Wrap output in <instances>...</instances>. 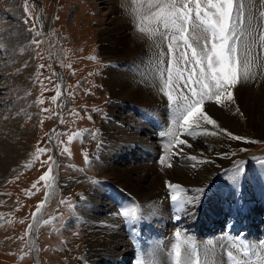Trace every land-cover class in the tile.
Listing matches in <instances>:
<instances>
[{"label":"rangeland","instance_id":"obj_1","mask_svg":"<svg viewBox=\"0 0 264 264\" xmlns=\"http://www.w3.org/2000/svg\"><path fill=\"white\" fill-rule=\"evenodd\" d=\"M135 2L142 12L148 0ZM108 4L110 0H27V4L26 0H0V264L89 262L83 221L90 215H107L98 213L106 209L101 200H90L89 189L100 181L96 149L111 100L104 73L109 55L101 49V39L117 14ZM213 104L206 102L204 107ZM168 115L172 117V111ZM208 135L205 141L211 142ZM241 135L246 143L225 153L231 159L229 167L244 172L264 168V134L243 131ZM229 167L214 179L212 190H229L233 183L229 172H234ZM168 200L170 226L182 228L192 217L184 213L175 221V206ZM227 200L234 202L233 196ZM252 200L260 202L256 196ZM261 211L264 214V208ZM233 217L235 212H229L221 221L228 224ZM263 224L261 216L255 229L260 231ZM209 225L197 229L200 238L208 234L213 224ZM263 240L260 235L256 242Z\"/></svg>","mask_w":264,"mask_h":264},{"label":"bare ground","instance_id":"obj_2","mask_svg":"<svg viewBox=\"0 0 264 264\" xmlns=\"http://www.w3.org/2000/svg\"><path fill=\"white\" fill-rule=\"evenodd\" d=\"M248 3L252 23L264 30V21L260 19L264 0H248ZM108 5L112 13L117 14V20L101 39V49L109 55L105 60L104 73L111 100L101 121L103 136L96 149L100 181L89 189L90 200H101L100 206L106 209H99L98 213L107 215L103 218L90 215L83 221L88 264H138L139 261L170 264L169 242L174 241L177 227L170 226V191L166 181L190 191L203 189L202 194L195 191L187 193L189 198L196 199L185 206L182 215L186 213L192 218L180 229L190 232L187 236L197 246L201 257H207L208 264H228L222 255L229 240H242L257 247L264 243V240L256 242L260 235L264 237V227L259 226L260 231L255 229L261 216L264 218L261 214L264 208V168L242 171L238 183H229V190H219V187L212 190L214 179L221 176L231 163L225 153L232 146L246 143L247 139L241 133L264 134V68L253 65L256 79H241L236 84L232 89L234 104L222 107L214 103L211 107H204L220 129H226L227 133L241 139H232L226 133L217 132L212 135L211 142L205 141V130L216 131L213 126L206 125L191 137L182 134L180 138L187 141L186 145L180 146L183 151L170 156L172 167L161 165L160 158L168 154L165 150L167 138H162L161 133L172 126V117L168 115L172 109L162 91L160 79V72L168 67L170 59L165 54L167 43L157 47L155 38L150 39L138 31L136 13L141 10L135 0H110ZM256 51L258 62H264V50L257 45ZM170 151L176 152V148ZM191 156H196L197 161L189 159ZM234 172H229V175ZM68 183L72 186L74 181ZM228 196H233L234 202L227 200ZM255 196L260 202L252 200ZM134 206L138 218L124 221L125 218L119 216L120 210ZM203 208L204 212H201ZM229 212H235V217L226 224V220L221 221V218ZM162 217H165L164 221H161ZM209 224L213 225L208 227V234L205 237L200 233L204 236L200 238L197 229L200 231ZM248 229L249 236L246 233ZM158 230L160 234L156 232ZM165 230H168V235L162 237Z\"/></svg>","mask_w":264,"mask_h":264},{"label":"snow or ice","instance_id":"obj_3","mask_svg":"<svg viewBox=\"0 0 264 264\" xmlns=\"http://www.w3.org/2000/svg\"><path fill=\"white\" fill-rule=\"evenodd\" d=\"M136 14L138 31L147 34L150 39L155 38L157 47L166 42L165 54L170 57L168 67L160 72V79L162 91L172 109V126L161 134L167 138L165 150L168 154L163 155L159 163L172 167L170 156L179 155L183 151L180 146L187 144L180 136L191 137L197 129L206 125L213 126L216 131L205 130V135L223 132L232 139H241L227 133L226 129H220L218 122L205 111L204 104L214 102L222 107L234 104L232 89L236 84L241 79H256L253 65L264 68V62H258L259 54L256 51L257 45L264 50V30L252 23L248 0H148L146 8ZM260 19L264 21V11L260 12ZM35 35L40 36L41 32ZM59 95L57 92V97ZM92 135L95 137L96 134ZM173 147L176 152L170 151ZM38 151L45 152L47 149ZM63 151L67 152L68 149ZM85 159L87 162V156ZM189 159L197 161L196 156ZM241 173L239 167L233 173L234 184L238 183ZM40 179L45 180L46 176ZM166 186L176 208L174 220L179 221L185 206L196 198H189V190L181 185L166 181ZM194 191L202 194L203 189ZM119 214L126 220L138 218L135 206L122 208ZM29 228L31 230L32 226ZM185 232L178 227L174 233V242L168 252L170 264H208L207 257H201L197 246ZM224 254L228 264H264V243L257 247L242 240H229ZM138 264L144 262L139 261Z\"/></svg>","mask_w":264,"mask_h":264}]
</instances>
